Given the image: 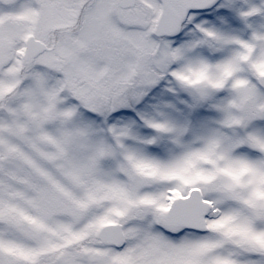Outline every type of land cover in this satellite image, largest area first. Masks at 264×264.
<instances>
[{
	"label": "snow or ice",
	"instance_id": "6c2138e0",
	"mask_svg": "<svg viewBox=\"0 0 264 264\" xmlns=\"http://www.w3.org/2000/svg\"><path fill=\"white\" fill-rule=\"evenodd\" d=\"M0 264H264V0H0Z\"/></svg>",
	"mask_w": 264,
	"mask_h": 264
}]
</instances>
